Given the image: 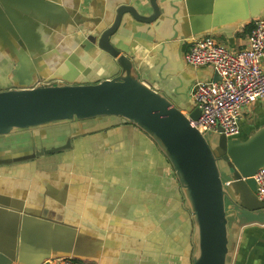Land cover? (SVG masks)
<instances>
[{"label":"crops","instance_id":"0c3cea01","mask_svg":"<svg viewBox=\"0 0 264 264\" xmlns=\"http://www.w3.org/2000/svg\"><path fill=\"white\" fill-rule=\"evenodd\" d=\"M131 2L0 0V90L14 88L17 77H30L35 86L124 76L116 58L81 45L87 32L107 26L110 14ZM258 18H264V0H170L156 24L120 29L116 45L137 80L185 111L196 82L215 75L185 62L191 41L211 35L237 50ZM263 127L264 101L256 100L244 109L235 137L245 140ZM66 143L0 164V207L12 213L0 211V250L12 264L58 255L87 264H192L198 232L190 200L167 154L137 124L97 116L13 130L0 136V155ZM21 213L58 234L42 247L21 242L10 233ZM230 241L227 264H264V221L243 222Z\"/></svg>","mask_w":264,"mask_h":264},{"label":"water","instance_id":"95a60500","mask_svg":"<svg viewBox=\"0 0 264 264\" xmlns=\"http://www.w3.org/2000/svg\"><path fill=\"white\" fill-rule=\"evenodd\" d=\"M169 2L134 0L123 3L110 14L112 19L107 26L103 24L84 36L85 43L81 47L96 48L116 58L126 73L124 76L96 83L51 82L35 86H31L30 77H17L14 88L0 90V136L54 121L97 116H118L137 124L167 154L190 200L198 232L197 254L192 264H227L233 252L230 238L234 239L239 225L253 220L264 221V202L255 194L253 177L255 171L264 166V127L245 140L235 137L238 133L226 136L221 128L217 132L203 131L192 123L200 116L199 109L192 103L183 111L132 75L129 59L116 45L123 39L117 32L156 24ZM216 77L215 73L213 79ZM69 145L0 155V164L29 160ZM0 211L12 214L2 207ZM16 216V228L10 233L21 242H33L42 247L52 233L58 234L48 226L27 221L30 214ZM29 227L33 228V234L29 233ZM12 263L13 257L0 250V264ZM35 264L51 263L47 259Z\"/></svg>","mask_w":264,"mask_h":264},{"label":"built area","instance_id":"2783aa9c","mask_svg":"<svg viewBox=\"0 0 264 264\" xmlns=\"http://www.w3.org/2000/svg\"><path fill=\"white\" fill-rule=\"evenodd\" d=\"M264 18L253 21L246 45L231 50L211 35L195 37L184 53L191 66H208L217 74L216 79L199 80L191 93L193 107L200 111L192 123L205 130L226 136L239 132L244 109L256 100L264 101ZM255 194L264 202V166L254 175ZM51 264H87L73 257L58 256Z\"/></svg>","mask_w":264,"mask_h":264},{"label":"rangeland","instance_id":"374dc122","mask_svg":"<svg viewBox=\"0 0 264 264\" xmlns=\"http://www.w3.org/2000/svg\"><path fill=\"white\" fill-rule=\"evenodd\" d=\"M6 143H8V142H6ZM13 150H15V149H13ZM231 235H233V231L231 232Z\"/></svg>","mask_w":264,"mask_h":264}]
</instances>
